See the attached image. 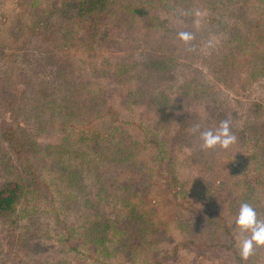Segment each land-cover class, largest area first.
Segmentation results:
<instances>
[{"label":"rangeland","instance_id":"obj_1","mask_svg":"<svg viewBox=\"0 0 264 264\" xmlns=\"http://www.w3.org/2000/svg\"><path fill=\"white\" fill-rule=\"evenodd\" d=\"M43 1L40 3L41 7ZM152 1L153 7H148L147 13H156L171 29L166 30L171 33L168 35L170 38L164 39V49H170L176 55L170 64L174 78L165 84L163 90L166 89L168 97L178 102L174 106L175 111L166 109L162 113L155 102L144 104L146 98L143 95L138 97L131 94L130 89L134 86L131 79L119 82L122 78L119 81L106 80L105 75L99 78L98 73L101 71H97L98 68L112 58L109 66L113 65L116 58L122 55V52H116L113 45L103 44L100 37L87 40L82 51L78 37L74 42L76 47L69 46L66 54L69 56L68 62L99 87L100 102L104 105L101 113L106 112V120L111 117L118 119H112V122L116 126H122L124 142L127 134L134 152V156L127 157V161L119 166H108L107 163L96 165V168L100 167L98 170L104 174L105 179L110 181V196L125 195L126 192H118V188L124 191L129 188L127 192L132 195L135 192V205L142 209L143 214L151 209L153 217L155 215L157 232L149 233L144 239L138 236V248L131 256L123 254L108 258L80 247V225L86 222V218L90 219V212L80 206V189L67 185L58 171L63 170L65 162H70L79 166V169H84L89 191L95 193L100 184L97 182L98 172L92 170L94 162L91 161L95 158L88 148V142L76 140L78 133L74 132L70 133L68 148L72 145L76 149L71 155L64 154L65 161L61 167L52 164L55 156H44V160L51 165L49 169H38L43 179H46V182L42 179L45 190L41 187H28L13 216L8 220H0V264H144V260L152 264H233L226 254L217 249L198 250L192 245H182L193 237L201 238L205 230L211 229V224L203 223L207 218L212 223L223 224L225 221L230 225L238 248L241 233L236 229L234 218L241 203L252 205L257 218L264 220L263 197L256 194L255 198L239 200V194L245 192L242 185L244 177L257 178L263 172L257 165L261 164L262 159L259 158L258 162L253 159L250 145L242 138L251 137L246 128L253 118L264 121V110L260 109L257 113L253 111L254 104L264 103V76L254 77L252 73L253 77H249V63L255 62L254 56L251 53L242 56L231 44V27L235 22L220 14L225 13V3H230L229 0ZM247 1H250L252 7H258L257 0ZM118 6L113 10L117 12ZM186 13H193L194 21L190 26L185 23V30L189 32L188 30L194 29V34H191L192 38L187 42L180 40L175 43L171 38H178L177 26L182 24L178 16L185 19ZM33 15L32 9L24 0H0V187L7 182L30 178L17 154L2 138V133L7 126L4 123L11 124L15 115L12 108L10 110L5 107L8 95L4 89L8 87L9 95L16 91L19 95L29 79L35 80V74L37 80L44 79L45 73L47 75L48 70L40 67L36 68L39 71L33 72L38 58L33 52L37 43L30 31ZM143 25L141 23L139 27L144 29ZM117 27L122 28L120 24ZM118 28L110 26L111 34L119 42L124 38L123 31H128V28ZM169 43L172 44L171 47ZM254 44L259 46V42ZM145 45L143 50L150 48L147 46L148 42ZM20 49L28 53V60L24 64L20 63L19 57L13 56ZM44 50H50L46 43ZM69 63L67 64L70 65ZM112 71H106L105 74ZM29 74L31 78L28 77ZM190 83L192 84L189 85ZM26 99L25 110L37 106L36 99ZM127 103L132 106L126 108ZM164 103L168 105L170 101L164 100ZM39 107L40 112L42 110ZM28 117L24 115L15 118V122H21L20 125L25 130L18 131V135L22 134V138L36 141L41 148L59 141V122L56 121V130L48 127L44 131L42 121L45 120L40 113L35 122ZM223 119L230 120L236 142L226 150L203 149L199 130L193 131V124H199L201 129H214ZM242 131H246L245 135ZM153 133L167 142L169 154L175 156L169 166L162 167L160 158H157V149L149 143ZM80 149L83 152L80 153ZM212 151L219 153V156L213 158L216 161L215 168L193 164L194 154L206 159ZM36 156L38 154H35L34 159H37ZM231 165L237 171L231 170ZM176 191L186 194L194 206L193 210L199 211L198 215L191 214L192 208L182 199L184 195ZM100 206L115 214L124 215L130 211L111 199ZM146 242L157 244V248L148 246ZM252 251L258 254L256 263L264 264V246L254 247Z\"/></svg>","mask_w":264,"mask_h":264},{"label":"trees","instance_id":"obj_2","mask_svg":"<svg viewBox=\"0 0 264 264\" xmlns=\"http://www.w3.org/2000/svg\"><path fill=\"white\" fill-rule=\"evenodd\" d=\"M24 1L27 2V6L32 9L34 14L30 31L37 43L33 52L38 55V58L35 60L33 72L39 71L36 69L37 67L48 71L47 75L45 73L44 79L40 80L36 79L37 75L35 74V80L29 79L19 95L17 91L15 94L9 95L8 87L4 89L8 95L7 101L4 102L5 107L10 108V110L12 108L15 115L11 124L4 123L7 126L3 130L2 138L10 144L30 178L7 182L0 187V220H8L13 216L28 187H41L42 190H45L44 183H42L43 177L38 169H49L51 165L44 160V156L45 158L51 155H53L52 158L55 156L52 164L61 167L65 161L64 154L69 153L71 155L76 149L72 145L68 148L71 139L70 133L76 132L78 133L76 140L88 142V148L95 158L91 161L94 162L92 170L98 172L97 182L100 184L95 193L89 191L84 169L81 167L79 169V166H74L70 162H65L63 170H57L67 185H74L80 189V206L90 212L88 216L90 219L86 218V222L80 225V247L87 248L95 255L101 254L104 257L108 256V258L123 254L131 256L138 248L139 240L137 237L144 239L149 233L156 231L155 215L153 217L151 209H148L146 214L142 213V209L137 207L133 201L137 194L134 192L132 195L127 192L130 190L129 188L127 191L121 188L117 189L118 192H126L125 195L110 196V181L105 179L104 174L98 170L100 167L96 168V165L107 163L108 166H119L127 161V157L134 156V152L127 134L125 140L127 144L124 142L122 126H116L112 122V119L117 121L118 119L111 117L106 120V112L101 113V108L104 105L100 102L99 87L91 78L82 75L81 71L79 73L74 65L68 62L69 56L66 52L69 46L76 47L74 42L78 40V37H80V51L84 50L87 40L100 37L103 44L113 45L116 52H122V55L117 57L111 66L109 65L113 58L107 59L97 70L101 71L98 73L99 78H103L104 75L107 76L106 80L119 81L122 78L119 82L131 79L134 81V86L130 89L133 96L141 97L143 95L146 98L144 103L146 105L155 102L162 113L166 109L175 111L174 106L178 105V102L170 99L165 92L166 89L163 90L165 84L171 82L174 76L170 64L176 55H173L170 49H164L166 44L164 39L170 38L168 35L171 33L166 30L171 31V29L168 27V23L162 21L156 13H147V8L153 7L152 0H44L42 7L40 6L42 0ZM155 2L161 3L162 0ZM229 2L225 3V13L220 14L235 22V25L231 27V44L234 49L240 51L242 56L250 53L254 56L255 62L249 63V74L251 75L249 77H253V74L254 77L264 76V31H262L264 28V0H257L258 7L256 8L252 7L249 4L250 1L247 0H229ZM118 4L120 5L118 6ZM116 6L119 8L117 12L113 10ZM180 15L178 18L182 24L177 26L178 31L187 32L184 25L186 23L190 26L194 21V15L193 13H186L185 19H182ZM141 23L144 24V29L139 27ZM117 24H120L122 28H128V31H123L124 38L120 39L119 42L116 41L117 39L115 40L110 29V26L111 28H118ZM193 30H188V33L194 34ZM157 33L159 34L157 35ZM171 41L177 43L180 42V39L179 37L175 40L171 38ZM146 42L150 48L147 47L149 49L143 50ZM254 42H259V46L256 47ZM44 43L50 46V50H44ZM168 45L172 46L170 43ZM13 56L19 57L21 64L28 60V53L23 49H20ZM110 70L113 71L105 74L106 71ZM153 75L155 76L153 77ZM111 76L114 77L111 78ZM28 77L31 78V74ZM201 88L205 91L204 87ZM30 97H32L30 99L32 101L37 100V106L34 109L25 110L28 100L26 98ZM164 100H168L170 103L166 105ZM38 106L42 111H38ZM131 106L128 103L125 104L126 108ZM253 106V111L256 113L260 109L264 110V103H256ZM38 113L45 120L42 121L44 131H47L48 127L56 130V121L60 123L57 130V139L59 140L57 143L41 148L36 141L22 138V134L18 135V131L25 130L20 125L21 122L19 124L15 122V118L28 115L29 120L35 122L39 119ZM189 117L187 116V118ZM247 130L251 137L249 139L242 138V140L250 145L249 148L254 155L253 159L257 162L259 158L262 159L261 164L257 163V165L263 172L257 178L244 177L242 185L245 192L239 194V200L255 198L256 194L264 198V189H262L264 184V121L253 118L246 128ZM246 131H242V134L245 135ZM149 143L157 149V158H160L162 167L164 165L169 166L175 156L169 154L167 142L159 138L158 134L153 133ZM81 152H83L82 149H80ZM35 154H38L37 159H34ZM217 156L219 153L212 151L206 159L194 154L192 160H194L193 164L195 165L213 169L216 166V161L213 158ZM231 170L237 171L233 165H231ZM117 174L120 173L117 172ZM260 178L263 180L259 181ZM43 180L46 182V179ZM238 183H240V179ZM170 188L173 187L170 186ZM176 192L179 193L180 191ZM180 194L184 195L183 201L192 208L190 209L191 214L193 216L198 215L199 211L193 210L194 206H192L190 199H187L186 194L184 192H180ZM109 199L115 200L116 203L122 204L124 208L127 207L130 211L124 215L115 214L113 211L108 212L100 205ZM262 214L264 215V212ZM219 217L223 218L221 215ZM205 220L203 223L211 224V229L205 230L201 238L193 237L188 242H184L183 247L192 245L198 250H202V248L211 251L217 249L226 254L233 264H257L258 254L255 251H252L247 258L241 257L235 234L230 225H227L225 221L223 224H219L217 222L212 223L207 218ZM108 244H110L109 247ZM146 244L152 248H157V244L153 242H146ZM143 263L146 264L147 261L144 260Z\"/></svg>","mask_w":264,"mask_h":264},{"label":"clouds","instance_id":"obj_3","mask_svg":"<svg viewBox=\"0 0 264 264\" xmlns=\"http://www.w3.org/2000/svg\"><path fill=\"white\" fill-rule=\"evenodd\" d=\"M181 41L191 40L188 32H179ZM193 131L199 130L201 147L205 150L219 148L228 149L236 142V136L230 128V120L223 119L213 128H200L199 124H193ZM236 229L241 235L238 237V248L242 258H247L254 247L264 246V220L257 218V213L249 203H241L238 213L234 218ZM244 233H247L244 235Z\"/></svg>","mask_w":264,"mask_h":264}]
</instances>
